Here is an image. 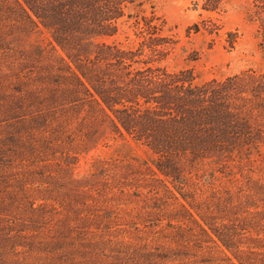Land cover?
Segmentation results:
<instances>
[{"label": "trees", "instance_id": "1", "mask_svg": "<svg viewBox=\"0 0 264 264\" xmlns=\"http://www.w3.org/2000/svg\"><path fill=\"white\" fill-rule=\"evenodd\" d=\"M244 1L264 60V0ZM151 2L0 0V24L13 25L10 41L0 30V53L19 61L8 67L18 75L0 69V193L8 196L0 211L21 204L42 220L47 208L60 209L66 231L82 239L102 231L98 198L143 196L168 212L166 245L134 264L189 259L181 244L200 252L197 264H264V70L202 83L189 69L170 72L161 63L176 42L154 15L136 20L135 48L108 42L128 7ZM226 3L192 6L219 14ZM202 29L219 30L212 20ZM99 147L112 158L91 156L90 169L76 173ZM120 163L125 171L108 179ZM247 166L254 171L243 173ZM217 181L226 185L212 187Z\"/></svg>", "mask_w": 264, "mask_h": 264}, {"label": "rangeland", "instance_id": "2", "mask_svg": "<svg viewBox=\"0 0 264 264\" xmlns=\"http://www.w3.org/2000/svg\"><path fill=\"white\" fill-rule=\"evenodd\" d=\"M192 1L152 0L140 8L128 7L126 16L119 22L118 34L108 42L125 48H135L139 42L136 20L141 16L154 15L158 21L165 23L166 34L176 42L174 49L161 63L168 71L189 69L196 82L202 83L223 80L244 72L264 70L256 25L246 18L244 0H227L224 12L219 14L194 10ZM207 20L218 24L219 30L216 34L209 35L202 29V23ZM194 25L199 26V31H195ZM12 26L7 22L0 24V30L7 35L6 41L11 39ZM228 33L232 34L231 38H228ZM18 64L19 61L15 60L10 64L0 53V69L7 76L13 77L17 74V71L11 72L8 67L13 66L14 70ZM36 65L39 67L41 64ZM6 80L7 78L1 79L0 84L5 85ZM119 152L129 154L126 149H119ZM137 153L144 158L141 150L137 149ZM112 155V149L99 147L80 159L75 172L86 173L93 162L91 156L107 160ZM24 165L15 162L13 167L22 170ZM118 166L107 171L108 179L125 171L121 163ZM242 169L243 173L254 171L250 166ZM239 170L237 168L234 171ZM224 185L226 184L223 181H217L212 187L217 186L221 190ZM97 186L102 187L99 183ZM209 191L206 189L205 195ZM5 193H0V205L8 201ZM156 206L160 207L156 201L143 196L135 198L111 193L107 197L102 196L96 200L94 209L99 217L96 227L102 231L88 232L82 239L76 238L75 229L72 232L66 231L70 224L60 222L61 214H65L60 209L53 211L47 208L45 211L48 214L42 220L29 216L27 209L21 204L8 212L0 211V264H134L138 254L144 250L154 252L159 245L165 248L166 240L163 237L167 233L162 226L168 212L163 208L157 210ZM32 220L36 223H32ZM155 224L158 226L153 227ZM58 230L60 233H57ZM242 243L250 245L246 238L242 239ZM183 247H188L184 252L190 254L189 259L181 261L175 258L168 264H197L201 260L200 252L190 250L189 244H181L178 248Z\"/></svg>", "mask_w": 264, "mask_h": 264}]
</instances>
